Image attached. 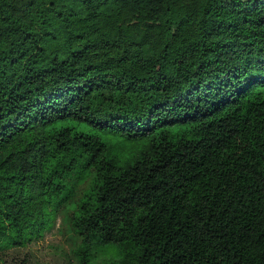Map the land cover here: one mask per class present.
<instances>
[{"label": "trees", "instance_id": "trees-1", "mask_svg": "<svg viewBox=\"0 0 264 264\" xmlns=\"http://www.w3.org/2000/svg\"><path fill=\"white\" fill-rule=\"evenodd\" d=\"M71 204L77 264H264V0H0V250Z\"/></svg>", "mask_w": 264, "mask_h": 264}, {"label": "rangeland", "instance_id": "rangeland-1", "mask_svg": "<svg viewBox=\"0 0 264 264\" xmlns=\"http://www.w3.org/2000/svg\"><path fill=\"white\" fill-rule=\"evenodd\" d=\"M73 204L59 207L41 235L25 247L0 250L2 264H77L72 249L79 238L72 231L69 218Z\"/></svg>", "mask_w": 264, "mask_h": 264}]
</instances>
